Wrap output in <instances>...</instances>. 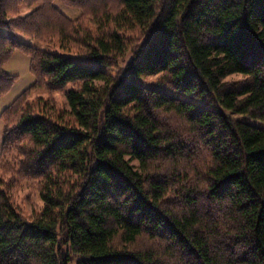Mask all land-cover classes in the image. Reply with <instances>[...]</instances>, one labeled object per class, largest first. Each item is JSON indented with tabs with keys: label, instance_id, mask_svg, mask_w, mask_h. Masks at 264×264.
<instances>
[{
	"label": "trees",
	"instance_id": "obj_1",
	"mask_svg": "<svg viewBox=\"0 0 264 264\" xmlns=\"http://www.w3.org/2000/svg\"><path fill=\"white\" fill-rule=\"evenodd\" d=\"M0 29L82 59L0 34V98L15 51L34 78L0 114V264H264V0H0Z\"/></svg>",
	"mask_w": 264,
	"mask_h": 264
},
{
	"label": "rangeland",
	"instance_id": "obj_2",
	"mask_svg": "<svg viewBox=\"0 0 264 264\" xmlns=\"http://www.w3.org/2000/svg\"><path fill=\"white\" fill-rule=\"evenodd\" d=\"M57 7L61 11H63L64 14L67 15L71 19H75V18L79 17V15H80V12L78 10L65 8L59 4H57ZM85 24H86L85 27L88 30L93 32V29H94L93 24L88 23L87 20L85 21ZM0 34L1 35H6V34L10 35V36H12V38H14L17 41L23 42L25 44H29V45L33 46L34 48L36 47V48L41 49V50H45L48 52L55 53V54L60 55L61 57H64V58H72V59H76V60H82V59L78 58L76 55H74L73 53L63 51V50L59 49V47L54 46L53 44L44 45V44L36 42L35 40L28 39L26 37L24 38V37H21L19 35H14L5 29H0ZM12 56L9 59V61L7 62L8 64L6 63L7 65H9L7 67V71L10 74L17 76V78H16V81L13 84L12 88L9 90V92L0 98V114H1L2 108L9 105L18 95H20L23 91L28 89L33 84V81H34L33 76L30 74V72L28 70V57L20 51H15L12 54ZM83 62L95 66V64L87 62V61H83ZM47 93L48 92L46 90L39 89V90H35L33 92V95L35 97L36 96H42L44 99H48V100L56 103V105L62 106L63 101H64L63 95H62L63 93H59V92L52 93V94H50L51 98L49 97V95H47ZM175 96L179 97V98H183L185 100H188V97L186 95L181 94L179 92H175ZM197 103L198 104H204L202 102H197ZM209 108L213 109V110H219L215 106H209ZM223 113L225 115L231 116L233 118H238V119L242 118L239 115L230 114L229 112H223ZM249 121L252 124L256 125L257 127L264 129L263 123H260L257 121H251V120H249ZM1 127L2 126H1V122H0V143H1V137H2L1 136L2 135ZM0 156L3 157L2 159H0L1 160L0 178L2 177L4 181L9 183V177L11 176V173H13V170H16V172H18L19 162H20V159H22V158L16 153H7L6 155H2L0 153ZM14 182H16V181H14ZM10 200L13 203L14 207L19 209V211H21L24 216H28L32 212L39 211L40 207L42 206V203L39 200L38 194H37V184L31 180H24V181H20L19 183H15L13 186V191L11 190V192H10Z\"/></svg>",
	"mask_w": 264,
	"mask_h": 264
},
{
	"label": "crops",
	"instance_id": "obj_3",
	"mask_svg": "<svg viewBox=\"0 0 264 264\" xmlns=\"http://www.w3.org/2000/svg\"><path fill=\"white\" fill-rule=\"evenodd\" d=\"M12 57H13V56H12ZM7 64H8V63H7ZM7 64L4 65V70H5V72L9 73V72L7 71V67H8L9 65H7ZM28 66H29V59H28ZM5 67H6V68H5ZM28 70H29V67H28ZM9 74H10V73H9ZM11 75H13V74H11ZM7 106H8V105H7ZM7 106H6V107H7ZM4 108H5V107H4ZM4 108H2V110H3ZM2 110H1V111H2Z\"/></svg>",
	"mask_w": 264,
	"mask_h": 264
}]
</instances>
